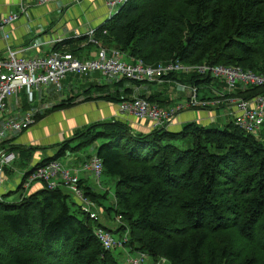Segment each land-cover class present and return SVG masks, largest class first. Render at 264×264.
<instances>
[{
    "label": "trees",
    "instance_id": "1",
    "mask_svg": "<svg viewBox=\"0 0 264 264\" xmlns=\"http://www.w3.org/2000/svg\"><path fill=\"white\" fill-rule=\"evenodd\" d=\"M95 39L103 48L118 49L128 61L146 65L177 60L264 75V0H128L96 30ZM84 41L87 36L65 40L53 51L77 55ZM166 80L196 87L212 83L201 75L174 74ZM139 85L125 78L95 83L96 92L105 94L93 99L118 104L131 99ZM260 94L264 87H254L244 98ZM157 98L147 99L159 104ZM75 105L73 99L64 100L53 111ZM219 122H192L180 132L158 128L137 134L116 121L82 131L86 141L75 149L104 141L95 155L102 160L104 174L117 179L119 205L108 211L123 218L117 232L129 230L124 244L131 251L169 264H207L210 255V264H259L255 257L243 261L224 234L236 231L264 253V140L232 121L223 128L217 127ZM70 141L35 169L65 157L72 150ZM84 191L99 201L94 187ZM70 197L64 188L45 185L22 196L20 203L2 196L0 264H120L95 234L99 228L110 231L81 208L78 215L72 214ZM215 236L222 244L207 249Z\"/></svg>",
    "mask_w": 264,
    "mask_h": 264
},
{
    "label": "built area",
    "instance_id": "2",
    "mask_svg": "<svg viewBox=\"0 0 264 264\" xmlns=\"http://www.w3.org/2000/svg\"><path fill=\"white\" fill-rule=\"evenodd\" d=\"M58 1L39 0L38 2L54 4ZM25 2L21 1L15 13L0 18V34L6 42L4 53L0 54V147L10 135L22 134L36 125L37 116L48 108L37 104L34 110L19 111L23 105V100L20 98L22 94H27L30 98L31 94L41 92L43 89L62 91L68 74L84 77L98 73L111 83L119 82L123 78L140 85L174 83L181 91H188V98L184 104L165 109L157 103H151L147 98H142L139 94L140 85L135 86L133 97L120 103V112L135 118L139 124L149 123L153 129H167L184 110L212 107L209 111L212 123L218 119L216 111H222L230 118L228 121H232L241 130L260 140L259 131L264 126V95L260 94L252 98H244V95L254 87H264V75L233 66L189 65L177 60L153 66L146 65L141 60L127 61L118 49H106L99 45L95 39L99 27L86 35L89 43L99 46L94 58L82 61L58 51H52L41 57L38 52L42 45L37 42L21 47L12 43V28L21 17L28 15L29 7ZM127 2L128 0H107L109 19L115 16ZM33 52L35 55L32 54ZM174 74L201 75L210 78L212 83L209 85V91L216 93L217 97L200 98V87L166 80ZM216 82H220L222 86L213 88ZM10 101L13 103L10 104ZM15 159V153L0 151V178L3 168L9 166ZM102 174H104L102 160L96 155L81 164L79 168L67 167L61 161L55 160L36 168L23 186L40 182L51 190L63 187L70 196L75 197L82 212L93 220H99L98 204L86 196L84 187L80 183L84 176L87 179H96L95 185L101 188ZM119 219L123 225V218L120 215ZM95 234L105 250L116 249L118 241L110 232L99 228ZM124 235L129 238V230ZM126 241L127 239L124 243ZM124 243L118 245L122 247ZM145 259L146 254H140L139 258L128 259L127 264H143Z\"/></svg>",
    "mask_w": 264,
    "mask_h": 264
},
{
    "label": "crops",
    "instance_id": "3",
    "mask_svg": "<svg viewBox=\"0 0 264 264\" xmlns=\"http://www.w3.org/2000/svg\"><path fill=\"white\" fill-rule=\"evenodd\" d=\"M38 1L28 0L25 2L29 7L28 15H24L16 22L11 33L12 43L17 47L35 43L38 41V38L42 39V41L37 42L42 45L38 52L41 57L50 54L54 46L62 41L86 36L91 30L103 25L110 16L107 0H59L54 4H40ZM20 3L21 0H0V18L15 13L19 9ZM88 43L89 41H84L79 45V47H84V49L77 55L71 53L65 54L74 58H94L97 55V50L95 47L90 48L87 46ZM5 46L6 42L0 34V54L4 53ZM32 54L35 55L34 52ZM96 79V74H93L88 77L89 81L87 84L78 86H74L67 80L64 82L65 89L63 93L72 98L74 95L70 94H73L74 91L80 88H83L84 92L91 87L95 88ZM96 91L97 88L91 89L94 99L99 95L105 94V92ZM178 93L184 95V92H180L174 83H165L163 85L144 83L139 86L140 96H146L147 98L157 96L159 105L165 109H170L174 105L184 104L183 100L176 98ZM56 98L55 95L51 98L50 103L52 107L59 104L53 102ZM12 103L13 101H10V104ZM20 110L24 111L22 108ZM210 116L209 112L207 113L202 110H184L177 115L173 127H170L168 130L180 132L185 125L192 122L208 126L212 123ZM224 119H227V122L230 120L229 117L225 116L218 121ZM114 120L121 122L130 120L132 123L131 128L137 133H147L154 130L149 123L145 125L140 123L142 124L140 126L137 124L138 122L135 118L122 114L120 112V103L117 104L105 100L86 101L69 110L58 111L46 119L43 118L22 134L10 135L4 145L0 147V151L5 150L16 154L15 163H12L13 166L10 167L7 175L10 177L14 176L20 187L24 179H26V174H31L39 163L54 157L56 154L53 148L60 147V144L64 143V141H69L78 130L84 131L92 125ZM87 160H81L74 155L71 156L70 153L59 159L61 162L64 161V165L71 168H79ZM6 168H3L2 173L4 181L7 179L4 176ZM82 181L83 187H94V192L97 193L98 187L92 179H87L83 176ZM5 185L7 184H4V182L1 184L0 182V195L3 197L10 196L12 193V191L9 194L5 193ZM9 187L14 189L12 184ZM42 188L43 185L40 182L33 183L28 191L31 194ZM17 192L19 191L17 190ZM25 192L21 194L20 198L22 196L25 197Z\"/></svg>",
    "mask_w": 264,
    "mask_h": 264
},
{
    "label": "rangeland",
    "instance_id": "4",
    "mask_svg": "<svg viewBox=\"0 0 264 264\" xmlns=\"http://www.w3.org/2000/svg\"><path fill=\"white\" fill-rule=\"evenodd\" d=\"M21 1L25 2L28 0H21ZM37 40L38 41H36V42L42 41V39H39V38ZM80 60L83 61L85 59L81 58ZM125 60H127V59H125ZM89 76H91V75H89ZM89 76L80 77V75H78V74H68L66 76L65 81L68 80L74 86H78V85H82V84H87L89 81L88 80ZM96 78L97 79L95 80V83H100L102 85H105L108 83L111 84V82H108L107 78L104 77L103 75H101L100 73L96 74ZM185 85H188V84H185ZM221 86H222V84L220 82H216L213 85V88H218ZM200 88H201L200 92H199L200 98L203 97L204 95H207L209 97L212 96L213 98L217 97L216 93H211L209 91V84L201 85ZM64 89H65L64 87L61 89L62 91H57L55 89H50V88L49 89H43L41 92L31 94L30 98L27 96V94H22L20 96V98L23 100V105L21 108L23 110H34L35 106L38 103H40L41 106L48 107V108H46V110L43 113H41L37 116V117H39V118H37L38 122H39L43 118L44 119L48 118L50 115H52L55 112L62 111V110L53 111V107L51 106L52 104L50 103L53 95H55V97H57L56 100L53 101L56 104L61 103L64 100L73 99V101H75V103H76L75 106H78L81 103L85 102L86 99H88V98L90 99V101L94 100L93 99L94 96L91 93V89H95L94 87H91L90 89H88L85 92L83 91V88L82 89L80 88L77 91H74L73 94H70V95H74L72 98H70L69 96L65 95V93H63ZM178 90L181 92V89L179 87H178ZM114 92H115V90H114ZM90 97H92V98H90ZM176 98L183 100V102L185 103L187 98H188V91L186 90L184 92V95L181 93H178V96ZM20 109H19V111H21ZM69 109H71V107L68 109H65V110H69ZM211 109H212V107L201 108V109H189V110L190 111L191 110H193V111L202 110V111H206L208 113ZM216 113L218 115L217 121L220 118H223L225 116L228 117L227 115H224V113L222 111L217 110ZM111 122L113 123L116 121L114 120ZM118 122H121V121H118ZM122 123L127 124L131 128L132 123L130 120L126 121V122H122ZM137 124L140 126L142 125L139 123H137ZM225 124H227V119L221 120L219 122V124L217 125V127L223 128L225 126ZM170 127H173V125H171ZM169 128H167V130ZM131 129L133 130V128H131ZM151 132L152 131H148L147 133H144V134H149ZM137 134H140V132H138ZM259 134H260V140H264V126L260 129ZM81 135H82V130H78L75 133V135H73V137L70 138L71 141L69 142V144H70V149H72V150L67 151V154L70 153L71 156L74 155L75 157L80 158L81 160L82 159L85 160V159H88L90 156H94L97 153L96 149L98 147H100L104 141L98 140L92 146L86 145L84 147L81 146L80 148L75 149L77 146L82 145V143H85V141H86V140L82 139ZM63 144H65V143H63ZM61 148H62V145H60V147L53 148L55 151V154H57ZM62 163H64V161ZM11 164L9 165V167L6 166L7 167L6 172H5L6 174H4V176H5V179L6 178L7 179L4 181L3 177L1 176L0 182H1V184H3V182H4V184H7V185H5V191H6L5 193L6 194H9V192L12 191L11 195L5 196L4 199H6L9 202L20 203L21 199H22V198H20L21 194H23L25 191H28V189H30L32 187V184L27 186V187L23 186L21 191L17 192V190L19 188L17 180H15L14 176L10 177L9 175H7L9 173L8 170L10 169V167L13 166V164L12 165ZM93 182L96 183V179H93ZM100 182H101V188H100V186H98L96 184L99 187L97 189V192L99 195H101L97 199L99 201H96V203L98 204L97 208H98L99 213H100L99 221L103 226H105L110 231L112 237L116 241H118L116 249L112 250V252L115 255V257L117 258L118 262L120 264H127L128 259L139 258L140 254H146V253L131 251L132 249L127 248L125 246V244L122 247L118 245V243L123 244L126 239H127L126 242H128L129 238L127 235H123V233L121 234L120 232H117V230L122 225V222L119 219V215L115 214L116 213L115 211H114L115 213L111 210L108 211L111 208L114 209V208L119 207L117 199H116V194H115V186L117 183V179L113 176H109L107 174H102ZM11 184H12L14 189H11L9 187ZM61 188H63V187H61ZM28 192H25L24 195L25 196L29 195L30 192L29 193ZM68 204H69L71 213L74 215H78L79 209H80V204L77 202V200L75 199L74 196L71 195V197L69 198ZM224 235L230 240V245L232 247V250L234 252H236V254H238V256H241V257L243 256L242 257L243 261L246 259H251V257H255L258 260L259 264H264V253L260 249H258V247L256 245H253L254 243H249L243 235H241L240 233H238L236 231H230V232L225 233ZM221 244H222V242L217 238V236L212 237L209 240L207 249L209 247H213V248L217 249V248H219V246ZM213 258H214V256L212 257V255H210L208 258L209 261L207 264H210V260L212 261ZM143 264H169V263L164 258L160 259L158 262H154L148 256V254H146V259H145V262Z\"/></svg>",
    "mask_w": 264,
    "mask_h": 264
}]
</instances>
